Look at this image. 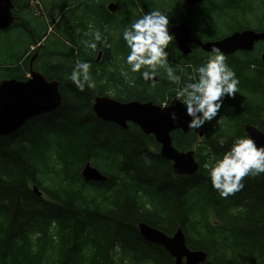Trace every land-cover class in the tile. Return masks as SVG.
I'll return each mask as SVG.
<instances>
[{"label": "trees", "instance_id": "16d2710c", "mask_svg": "<svg viewBox=\"0 0 264 264\" xmlns=\"http://www.w3.org/2000/svg\"><path fill=\"white\" fill-rule=\"evenodd\" d=\"M11 1L16 21L0 31V83L26 80L36 55L33 70L58 82L62 104L0 138V264H174L164 248L141 237L140 223L167 236L180 228L188 249L208 254L203 264H264V174L245 177L243 189L224 199L205 169L244 125L264 133V44L228 56L240 90L224 99L202 139L196 130L171 134L176 149L195 151L199 171L191 177L173 173L153 136L131 123L124 130L101 121L92 111L96 97L158 106L176 98L179 85L162 68L155 86L139 72L121 75L128 70L122 30L144 13L160 9L169 25L184 23L196 39L216 41L235 31H263L264 0H202L194 7L179 0ZM110 3L120 5L116 14L107 10ZM89 25L107 37V45L92 50L82 43L92 40ZM166 51L181 84L207 58L197 46L184 56L173 41ZM78 60L91 64L95 88L81 92L72 83ZM86 162L107 181L83 182Z\"/></svg>", "mask_w": 264, "mask_h": 264}, {"label": "water", "instance_id": "95a60500", "mask_svg": "<svg viewBox=\"0 0 264 264\" xmlns=\"http://www.w3.org/2000/svg\"><path fill=\"white\" fill-rule=\"evenodd\" d=\"M190 6H195L201 0H185ZM117 6L108 5L111 12L116 11ZM14 6L11 0H0V30L8 29L13 23L12 10ZM170 33L174 35V41L181 52L188 53L187 44L189 30L184 24L172 26ZM264 40V32L255 33L252 31H236L220 41L201 43L195 40L201 50L208 53L212 45L221 48L227 56L237 51H250L254 43ZM34 57L30 61L33 62ZM264 64V54L261 58ZM61 105L58 94V83L48 81L42 74L31 71L30 78L26 81L15 79L4 80L0 83V138L9 136L21 128L26 121L44 113L52 112ZM96 118L105 122H111L127 128L128 123L136 125L145 135H153L156 142L161 144L160 156L172 162L174 174L181 176H193L198 170L194 161V152L186 153L176 150L170 138L174 130H181L188 133L190 129L186 126V117L182 106L174 101L167 109L160 108L151 103L127 102L121 103L108 97H96L92 106ZM175 111L178 119L173 121L169 118V112ZM256 141L258 145H264V133L253 126L246 125L244 132ZM84 182H104L105 177L94 167L86 162L80 173ZM34 192L41 196L38 189ZM141 237L157 246L164 248L174 258V264H202L207 259L204 252H193L186 247L185 235L179 228L171 236H166L160 231L149 227L144 223L138 225Z\"/></svg>", "mask_w": 264, "mask_h": 264}, {"label": "clouds", "instance_id": "9594fccd", "mask_svg": "<svg viewBox=\"0 0 264 264\" xmlns=\"http://www.w3.org/2000/svg\"><path fill=\"white\" fill-rule=\"evenodd\" d=\"M183 3V0H179ZM91 41L82 43L95 50L98 44L107 45V37L99 30L89 25ZM122 39L128 49L124 58L127 71L121 75L127 77L128 72L140 73V77L155 86L157 69L162 68L167 80L174 85L177 101L188 120L186 126L190 130L202 129L206 123L215 120L224 105L225 98H235L239 92L240 80L235 71L227 64L228 56L219 47L212 45L205 62L195 66V76H188V83L181 84V76L168 64L166 49L174 40L169 31V17L160 9L144 13L142 18L134 20L122 30ZM91 64L87 61H76L70 79L79 91L85 87L95 88V81L90 75ZM145 69L141 71V69ZM167 109V102L161 104ZM169 118L178 119L175 111L169 112ZM221 147L225 139L218 140ZM211 186L221 198L227 199L244 187L242 181L247 176L264 174V145L256 141L245 131L242 135L232 138L225 152L205 165Z\"/></svg>", "mask_w": 264, "mask_h": 264}, {"label": "rangeland", "instance_id": "374dc122", "mask_svg": "<svg viewBox=\"0 0 264 264\" xmlns=\"http://www.w3.org/2000/svg\"><path fill=\"white\" fill-rule=\"evenodd\" d=\"M254 4H258V3H260L259 1H257V0H253L252 1ZM32 5H33V7H35L36 6V4H35V2L33 1L32 2ZM33 10H34V8H33ZM34 13H35V10H34ZM197 35H200L199 33H201V32H199V31H197V32H195Z\"/></svg>", "mask_w": 264, "mask_h": 264}, {"label": "flooded vegetation", "instance_id": "af4514ba", "mask_svg": "<svg viewBox=\"0 0 264 264\" xmlns=\"http://www.w3.org/2000/svg\"><path fill=\"white\" fill-rule=\"evenodd\" d=\"M99 54H101V56H102L103 51H100V52L98 51V55H99ZM101 56H100V58H101ZM96 61H97V58H96ZM251 69H252V70H253V69L256 70L257 67H255V66H251Z\"/></svg>", "mask_w": 264, "mask_h": 264}, {"label": "bare ground", "instance_id": "6f19581e", "mask_svg": "<svg viewBox=\"0 0 264 264\" xmlns=\"http://www.w3.org/2000/svg\"><path fill=\"white\" fill-rule=\"evenodd\" d=\"M121 2V1H120ZM25 18V17H24ZM193 152V151H192ZM178 176V175H177Z\"/></svg>", "mask_w": 264, "mask_h": 264}]
</instances>
